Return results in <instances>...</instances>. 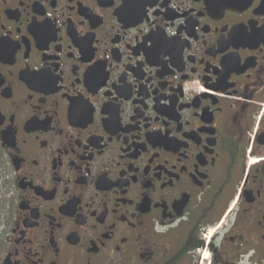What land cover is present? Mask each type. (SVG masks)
Masks as SVG:
<instances>
[{"label":"flooded vegetation","instance_id":"af4514ba","mask_svg":"<svg viewBox=\"0 0 264 264\" xmlns=\"http://www.w3.org/2000/svg\"><path fill=\"white\" fill-rule=\"evenodd\" d=\"M0 264H264V0H0Z\"/></svg>","mask_w":264,"mask_h":264}]
</instances>
